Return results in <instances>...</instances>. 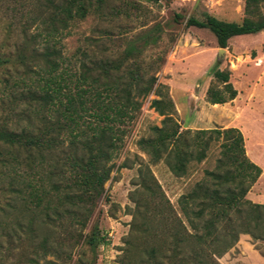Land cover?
Instances as JSON below:
<instances>
[{"label":"trees","instance_id":"1","mask_svg":"<svg viewBox=\"0 0 264 264\" xmlns=\"http://www.w3.org/2000/svg\"><path fill=\"white\" fill-rule=\"evenodd\" d=\"M102 1L60 0L55 22L66 28ZM239 1V23L204 14L184 25L207 29L221 49L233 36L263 32L264 0ZM140 53L134 44L115 59L81 52L84 60L70 69L51 44L41 54L42 68L1 81L0 264H82L86 252V264L93 263L107 241L89 222L127 127L148 95L156 97L149 107L161 120L135 143L146 161L137 163L128 193L130 220L117 263L220 264L239 235L264 258V204L245 198L260 170L246 158L241 133L233 127L180 130L167 88L154 77L157 68L143 65ZM8 62L0 55V66ZM235 96L229 72L215 69L205 102L221 105ZM213 142H219L213 167L171 204L150 166L161 162L174 178L183 177Z\"/></svg>","mask_w":264,"mask_h":264},{"label":"rangeland","instance_id":"2","mask_svg":"<svg viewBox=\"0 0 264 264\" xmlns=\"http://www.w3.org/2000/svg\"><path fill=\"white\" fill-rule=\"evenodd\" d=\"M59 1L0 0V55L9 58L8 63L0 66V83L26 78L42 68L41 54L51 44L70 69L84 60L81 52L94 58L115 59L126 46L134 44L141 50L138 58L143 65L157 68L154 77L167 88L180 130L227 128L238 117L231 118L227 114L240 108L241 112L246 111L242 122L247 135H252L254 141L264 138V31L233 36L219 51L207 29L184 25L189 17L200 20L204 14L239 23L243 17L241 1L103 0L82 20H75L62 29L55 22L53 10ZM146 35L149 38H144ZM215 69L229 72V80L238 92L235 103L209 105L205 102L204 92ZM154 98L148 95L142 100L135 119L128 125L122 148L113 160L110 179L103 185V193L89 222V225L96 222L107 241L97 248L92 264H118L119 248L130 220L128 193L133 189L137 163L146 161L135 143L147 137L149 127L158 126L161 120L149 107V101ZM253 106L254 119H250L247 112ZM218 144L213 142L206 158L191 164L180 178H174L161 162L150 166L151 174L171 204L202 178L203 170L213 167ZM122 163L125 166H121ZM3 204L0 196V208ZM72 259L74 261L76 255ZM90 259L86 252L82 264Z\"/></svg>","mask_w":264,"mask_h":264},{"label":"crops","instance_id":"3","mask_svg":"<svg viewBox=\"0 0 264 264\" xmlns=\"http://www.w3.org/2000/svg\"><path fill=\"white\" fill-rule=\"evenodd\" d=\"M252 61H254V59H252ZM237 97L238 92L235 98L230 102L235 103ZM240 110V108H237L227 114V116L231 118L232 116L233 118L236 115L238 116L236 120L234 118L231 125L228 124L227 127H233L239 130L243 138V148L246 158L260 170L255 182L247 191L245 198L252 203L264 204V138H258L254 141L252 140V135H247L242 122L243 114L246 113V111L241 112ZM249 111L247 114H249L250 119H254V106ZM219 262L220 264H264V258L254 250L248 236L240 235L236 244L220 258Z\"/></svg>","mask_w":264,"mask_h":264},{"label":"water","instance_id":"4","mask_svg":"<svg viewBox=\"0 0 264 264\" xmlns=\"http://www.w3.org/2000/svg\"><path fill=\"white\" fill-rule=\"evenodd\" d=\"M219 51H222V49L220 48Z\"/></svg>","mask_w":264,"mask_h":264}]
</instances>
